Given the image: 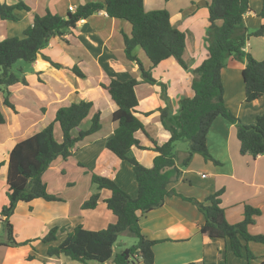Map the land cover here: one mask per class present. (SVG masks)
<instances>
[{
  "label": "crops",
  "instance_id": "crops-1",
  "mask_svg": "<svg viewBox=\"0 0 264 264\" xmlns=\"http://www.w3.org/2000/svg\"><path fill=\"white\" fill-rule=\"evenodd\" d=\"M3 1L8 5L23 2L30 11H16L18 22L0 20V41L8 37H21L33 24L35 16H42L47 10L66 18L68 13L75 12L79 5L103 2V0ZM209 3L210 0L169 2L144 0L147 12L167 10L173 27L187 35L184 59L189 65V69L186 70L174 58L168 59L152 69L151 74L156 83H141L136 87L138 97L136 116L144 125V131L138 132L136 136L146 150L134 147L130 156L147 168L153 166L157 155L151 149V140L157 145H162L170 138V132L162 122L161 110L167 111L164 117L166 124L176 127L179 100L193 96L192 70L200 66L208 54ZM262 4L263 0H250L252 12L244 18V25L250 31H256L264 24V20L258 17ZM70 8L73 11H70ZM5 28L7 33H4ZM131 31L132 27L128 22L109 18L103 12L80 21L73 31L63 37L52 39L47 48L38 55L36 62L24 71L27 85L19 84L10 88V101L14 104L16 112L6 107L3 99L5 108L0 110L4 114L6 124L0 127V264L22 262L18 254L20 248L24 249L25 258L29 260L25 264H83L65 256L49 257L47 250L50 245H59L68 232L77 226L99 231L115 222L114 215L104 202L99 203L95 210L81 209L82 204L96 192L92 174L113 178L120 188L132 197L137 196L138 183L132 166L106 150L107 141L114 135L115 124L111 117L117 106L103 88V85H108L112 79L129 81L133 78L140 80L142 77L139 65L128 61L125 55L124 34L130 35ZM253 39L264 40V36ZM245 50L256 60H264V42L259 44L249 39ZM139 52L144 55L148 63L146 64L149 65L145 68L142 64L143 67L149 70L151 63L140 48L135 50V56L139 59ZM52 62L60 65V68L55 67ZM245 63L231 58L230 64L224 68L222 72L224 101L243 123L253 125L257 117L264 114V96L254 103L246 102L242 78ZM75 66L79 68L84 78L74 75L71 68ZM48 84L54 93V98L47 106L54 110L51 114L47 113L43 105L27 102L31 99L30 91L37 88L36 85L45 87ZM40 93L46 94L41 90ZM80 101L91 102L94 112L101 113V130L80 141L71 157L67 160L59 158L43 175L42 179L49 194L58 197L59 201L37 199L30 204H18L10 221L16 242L25 244L27 241V244L7 245L1 210L7 205L6 176L9 153L18 142L42 131L54 122L60 107ZM3 109H7V112ZM40 124L43 125L39 127ZM82 125H85V122ZM82 125L74 135H77L79 130H88L91 119L85 129H82ZM56 134L59 137L57 141L61 142L62 133L58 126L55 138ZM207 140L209 153L219 164L206 162L203 158L202 161L198 160V156L195 155L191 163L184 168L182 164L188 153L184 151L181 159H176V165L181 171L180 178L169 186V189H174L181 197L175 195L168 197L163 207L141 217L142 234L150 241H157L153 247L155 264H263L262 243L243 242L254 256V259L249 261L245 250L241 257L236 256L230 248L229 241L204 238L200 233L205 224L204 215L194 204L182 198L205 202L210 195L221 191V206L225 210L227 221L230 224L241 222L246 205L257 208L261 215L255 217V223L248 230L252 235H264V230L258 229L259 224L264 228V156L254 159L249 155H242L236 127L222 117H218L212 124ZM68 172L76 176L69 178ZM110 196L109 191H101L102 201ZM18 217H22L30 229L34 221L41 223L40 238L55 227L64 228L66 231L58 232L57 240L51 244H44L40 238L31 242L29 239L31 237H26V234L25 237L22 234L17 235ZM40 245L44 247L41 248ZM133 245L126 247L123 242L118 241L117 252L118 249L121 251Z\"/></svg>",
  "mask_w": 264,
  "mask_h": 264
},
{
  "label": "trees",
  "instance_id": "trees-1",
  "mask_svg": "<svg viewBox=\"0 0 264 264\" xmlns=\"http://www.w3.org/2000/svg\"><path fill=\"white\" fill-rule=\"evenodd\" d=\"M16 11H30V8L23 2L8 5L0 0L1 21L18 22ZM101 12L106 13L109 18L124 20L131 25V34H124L125 55L128 61L136 62L142 72L140 80L112 79L108 85H103L117 106L111 117L115 124L114 135L107 141L106 150L132 166L138 183V194L132 197L120 188L113 178L92 174L96 192L82 204L81 209L95 210L102 201L101 191H109L111 196L103 202L114 215L115 222L99 231L77 226L68 232L59 245H50L47 255L65 256L83 264L92 262L155 264L153 247L157 241H150L144 237L140 220L143 215L163 207L168 197L180 196L174 189H169V186L176 183L181 175L180 168L176 165V143L180 141L189 143V150L182 167H187L195 155H200L206 162L218 165L219 162L209 153L207 136L214 121L222 117L236 127L242 155H249L254 159L264 156V114L259 115L253 125L243 123L226 106L222 82V72L227 58L245 61L242 78L246 102L254 103L264 96V60H256L245 50L250 38L264 36V24L253 32L245 27L244 18L252 12L250 0H210L208 54L205 61L192 70L193 96L179 100L176 127L166 124L164 117L167 111L161 110L162 122L170 132V138L162 145H157L151 140V149L157 155L153 166L147 168L130 156L134 147L146 150L136 136L138 132L144 131V125L136 116L138 107L136 87L141 83H156L151 71L168 59L174 58L182 68L189 69L184 59L187 35L173 27L167 10L147 12L144 8V0H103V2L79 5L75 12H69L66 18L49 10L42 16L36 15L33 24L21 37H8L0 41V89L4 93V105L16 112L14 104L10 101V88L19 84H28L23 70L14 73L13 67L16 64L20 62L34 64L38 55L52 39L63 37L76 29L80 21ZM258 17L264 20V0ZM137 48H140L149 59L151 63L149 70H146L135 56ZM45 59L49 60L47 57ZM52 64L60 68V65L53 62ZM71 69L78 77H85L78 67ZM88 118L91 119L88 130H79L77 135H74ZM5 124L6 119L0 110V127ZM56 126L62 133L61 142L55 138ZM101 128V113L94 112L91 102L80 101L60 107L54 122L13 147L7 162V205L1 210L7 245L27 244L16 242L10 221L18 204H30L37 199L59 201L58 197L49 194L42 179L43 175L59 158L67 160L71 157L80 141L99 132ZM221 195V191L215 192L205 202L182 198L194 204L204 215L205 224L200 229L204 238L227 240L236 256L241 257L245 250L251 261L254 256L243 242L264 244V235H252L248 230L255 223V217L261 215V211L246 205L243 220L237 224H230L221 206ZM65 231L64 228H52L40 240L44 244H51L57 240L58 232ZM122 234L134 237L137 243L117 252L118 240ZM34 241L36 240L31 242Z\"/></svg>",
  "mask_w": 264,
  "mask_h": 264
},
{
  "label": "rangeland",
  "instance_id": "rangeland-1",
  "mask_svg": "<svg viewBox=\"0 0 264 264\" xmlns=\"http://www.w3.org/2000/svg\"><path fill=\"white\" fill-rule=\"evenodd\" d=\"M251 32H253V31H251ZM4 33H7L6 28L4 29ZM253 38H255V37L250 38V39H252V42H259V44L264 42V40H256V39H253ZM207 43H208V41H207ZM46 48H44L43 50H45ZM138 54H139V59H140L141 63L144 65V67L145 68L149 67V65H147L148 63L145 61L144 55H141L142 54L141 52H139ZM230 62H231V58H227L225 60V67L227 65H229ZM29 67H30L29 64L24 63V62H20V63L16 64L13 67V71H14V73H18L20 70L25 71ZM192 74L194 75L193 72H192ZM36 86H37V88H35V89L30 91L29 94L31 95V99L27 100V102L31 101L32 103H37L38 106L43 105L47 109L46 110L47 113L51 114L52 111H54V110L49 108V107H47V106H48L49 101H51L54 98L53 88L49 84L46 85L45 87H42V86H39V85H36ZM40 90L46 92V94L45 93H40ZM1 92H0V108H5V107H3L4 106L3 105L4 93H3V91H1ZM3 111L7 112V109H3ZM25 120L26 121H30L31 119H25ZM89 121H90V119L88 118L85 121V125H82V129H85V127H87V124H89ZM41 125H43V124H40L39 127H41ZM56 140H59L58 134H56ZM188 150H189V143L184 142V141L178 142L177 145L175 146L176 159L180 160L181 157H182V154L184 153V151H188ZM197 156L199 158L198 160L202 161V159H201L202 157H200L199 155H197ZM74 176H76V175H74L72 172H68V177L69 178L74 177ZM101 202H103V201H100V203ZM105 210H107L106 207H105ZM111 216H112V214H111ZM18 218L19 219H18V226H17V229H18L17 235L22 234L25 237V234H26L27 235L26 237H31V238H29L31 240H35L36 238H40V234L39 233L41 231V223H39L37 221H34V223H32V225L30 226L31 227V229H30L27 225H25V221L23 220L22 217H18ZM258 229H260V231H262V229L264 230L263 225L259 224ZM118 241L119 242H123L126 247H129V246L133 245L134 243H137V239H135L134 237H131V236H127L126 234L120 235ZM24 243H27V241H25ZM40 246H41V248L44 247L43 245H40ZM18 254H19V258L23 260L22 262H20L18 264H25V262L29 261V260H27L25 258L26 254H25L23 248L19 249V253Z\"/></svg>",
  "mask_w": 264,
  "mask_h": 264
},
{
  "label": "built area",
  "instance_id": "built-area-1",
  "mask_svg": "<svg viewBox=\"0 0 264 264\" xmlns=\"http://www.w3.org/2000/svg\"><path fill=\"white\" fill-rule=\"evenodd\" d=\"M70 11H73V9H72V8H70Z\"/></svg>",
  "mask_w": 264,
  "mask_h": 264
},
{
  "label": "water",
  "instance_id": "water-1",
  "mask_svg": "<svg viewBox=\"0 0 264 264\" xmlns=\"http://www.w3.org/2000/svg\"><path fill=\"white\" fill-rule=\"evenodd\" d=\"M118 251H120V250L118 249Z\"/></svg>",
  "mask_w": 264,
  "mask_h": 264
}]
</instances>
